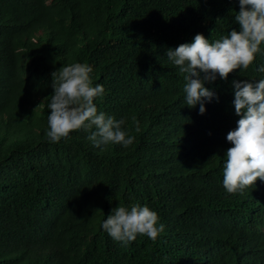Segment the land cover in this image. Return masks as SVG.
Here are the masks:
<instances>
[{
    "label": "trees",
    "instance_id": "16d2710c",
    "mask_svg": "<svg viewBox=\"0 0 264 264\" xmlns=\"http://www.w3.org/2000/svg\"><path fill=\"white\" fill-rule=\"evenodd\" d=\"M238 12L239 0H0V264H264V181L223 187L232 82L264 79V43L247 70L205 82L203 114L166 56L239 31ZM74 63L93 68L98 113L124 120L132 145L46 136L51 74ZM134 204L165 230L125 247L101 225Z\"/></svg>",
    "mask_w": 264,
    "mask_h": 264
},
{
    "label": "clouds",
    "instance_id": "9594fccd",
    "mask_svg": "<svg viewBox=\"0 0 264 264\" xmlns=\"http://www.w3.org/2000/svg\"><path fill=\"white\" fill-rule=\"evenodd\" d=\"M239 31L233 29L228 36L210 43L202 34H196L191 43H183L166 56L178 67L186 81V105H200L199 113L205 112L204 101H211L214 92L205 82L226 80L236 69L247 70L264 43V0H239V12L234 17ZM264 72V67L258 69ZM93 68L84 63L60 67L51 74L52 89L48 108L49 130L46 136L51 142L69 139L70 133L81 130L89 132L88 139L97 148L119 144L127 148L135 137L122 129L124 120L99 112L94 98L104 95L101 84L93 86ZM235 114L240 117L236 128L227 133L228 148L224 159L223 187L234 194L255 185L257 179L264 181V79L258 82L233 81ZM95 129L94 131L92 129ZM136 122V131H139ZM158 214L147 206L134 204L119 206L102 222V229L123 246H129L137 235L156 240L164 232L158 224ZM264 232V226H261Z\"/></svg>",
    "mask_w": 264,
    "mask_h": 264
}]
</instances>
